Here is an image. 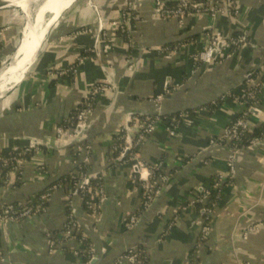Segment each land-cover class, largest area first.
<instances>
[{
	"label": "crops",
	"instance_id": "0c3cea01",
	"mask_svg": "<svg viewBox=\"0 0 264 264\" xmlns=\"http://www.w3.org/2000/svg\"><path fill=\"white\" fill-rule=\"evenodd\" d=\"M154 1L131 0L134 14L128 18L126 35L134 42L132 48L117 32H108L98 41L99 17L108 26L121 15L128 0H85L70 7L49 31L29 72L0 100L3 156L32 140L49 144L56 127L85 95L99 83L108 84L107 90L96 96L84 136L91 146L90 168L100 174L107 197L116 201L94 216L83 198L74 197L68 187L57 190L44 212L8 226L0 222V264H83L74 252L84 244L94 249L98 264L115 262L130 247L143 250L150 264H264V224L246 240L241 236L249 224L264 222V143L239 156L234 182L224 188L216 209L212 233L199 244L202 193L219 174L227 172L230 155L227 145L210 147L209 142L243 113L242 106L232 99L222 100V96L235 93L254 77L263 89L260 105L248 120L252 128L264 125V0H237L239 16H222L216 21L225 34L245 32L253 47L212 66H197L195 73L194 66H186L184 52L174 57L145 51L188 40L198 42L200 48L206 44L212 21L206 16L182 21L158 17ZM14 11L20 13L15 9L0 12V30H4L0 67L18 41L16 24L23 22L19 17L9 21ZM106 43L111 45L108 54L102 52ZM72 67L76 72L69 76L54 75ZM172 81L180 85L175 93L165 95L160 104L151 101ZM220 100L214 105L216 109L209 108ZM157 109L193 113L175 136L160 125L138 147L139 160L148 166L162 163L164 176L161 194L143 209V193L134 182L131 162H115L111 148L114 150V137L129 114L143 116L135 113ZM200 109L203 111L197 112ZM73 150L45 147L44 152L34 154L18 185L0 187V210L7 202L33 200L37 193L73 172ZM72 202L85 240L68 241L51 254L47 240L62 233ZM132 215L137 221L129 228Z\"/></svg>",
	"mask_w": 264,
	"mask_h": 264
},
{
	"label": "built area",
	"instance_id": "2783aa9c",
	"mask_svg": "<svg viewBox=\"0 0 264 264\" xmlns=\"http://www.w3.org/2000/svg\"><path fill=\"white\" fill-rule=\"evenodd\" d=\"M131 1V0H129ZM90 2V1H89ZM168 4H173L169 6ZM90 5L93 6L90 2ZM98 13V8L93 6ZM128 10L133 9V4L128 3L124 6ZM123 12L119 17L109 22V25L99 17V37L100 39L106 38L108 32L116 33L117 31L129 32L128 18L130 15ZM154 12L158 17L164 19H178L180 21L187 17H202L206 16L212 21L208 28L206 44L199 46L198 42L194 40H188L183 43H178L174 46H155L147 48L145 53H158L169 54L174 57H179L183 52L185 53L186 66H194V72L197 66H212L217 62H222L233 58L237 52H242L245 49L253 47V42L249 36L243 31H237L231 34H225L222 32L216 21L222 16H228L230 18H237L240 14L237 0H155ZM129 28V27H128ZM5 28V30H7ZM3 31L0 30V41L3 37ZM126 45L130 48L134 47L132 38L127 37ZM111 50V45L106 43L103 46L102 52L108 54ZM133 66L128 68L131 70ZM76 72L75 68L64 69L54 74L55 76H69ZM192 74V72L190 73ZM53 75V74H52ZM179 84L176 82H170L169 87L160 94L155 95L151 101L160 104L165 95H171L175 93ZM108 84L99 83L95 85L90 92H88L83 101L80 103L81 107L75 113V121H66V124L57 126L55 134L52 137V141L49 144H43L37 140H32L29 145L24 148H13L12 153L15 154L13 158H6V156H0V160L5 167L11 166L10 169L2 175L0 170V179H2V186L14 187L20 180L25 165L28 163V159L25 156L30 153L37 154L44 152L45 147L52 148H69L74 150V164L75 168L69 175L76 182L73 185H67L71 194L74 197L79 196L83 198L81 193L89 192L88 185L92 179H100L101 176L95 173L90 168V152L91 146L85 140V131L89 127L91 114L94 111V102L98 93L107 90ZM263 89V84L257 82L254 77H249L241 86V88L232 94L222 96V100L231 98L236 104L242 106L243 113L233 120L225 128L223 134L217 138H212L209 142L210 147H217L221 145L230 146V155L227 159V172L219 174L210 184L208 188L202 193L201 203H204L203 219L201 223V234L199 237V244L209 238L214 226V219L216 216V209L222 200V192L226 186L232 185L237 174L238 159L242 152L247 149L256 148L259 144L264 143V136L262 138L254 139L251 141L247 148L242 146V141L252 133V127L250 126L248 116L253 111H257L260 105V94ZM221 100V101H222ZM217 105V103L213 104ZM203 111L202 109L197 112ZM190 114L188 112H179L176 115L171 116H134L128 115L126 122L121 126L116 133L117 140H122L123 144L120 146V156L116 157L115 162L123 161L122 159L129 154V158L125 161L131 162L134 171V182L142 190V208L147 209L153 200L161 194V181L164 176L158 175L161 172L162 163L148 166L141 162L138 158V147L146 140V138L159 128L160 125H164L165 129L171 136L177 134V129L185 122H188ZM123 134V135H120ZM114 140V138H113ZM115 139V141L117 142ZM114 151H118L119 146L114 144ZM157 175V176H156ZM65 187L61 182H54L47 187L42 194L38 197V200L34 203L33 200L26 203H13L7 202L0 210V222L3 226H8L12 223L23 222L40 214L47 209V206H43V203H49L52 200L55 192ZM217 190L218 194L215 199L211 200V191ZM107 198V195L102 188L99 189L96 194L88 200L90 213L97 215L101 209V202ZM70 214L67 224L65 225L60 236H50L47 240L49 246V253H54L57 246H61L68 241L76 239V235L80 234V226L75 220V213L73 209V202L70 203ZM73 209V210H72ZM246 214L244 212L241 217ZM137 221L136 215L129 217L128 227L131 228ZM264 222H253L242 233V238L246 240L251 233L258 232L263 227ZM84 241V236H81L79 241ZM74 255L82 260L83 264H90V262L96 258L94 249L84 244L81 250H75ZM87 256L88 260L83 261ZM111 264H150L146 253L137 247L127 248L124 253ZM240 264H253L252 262L243 261Z\"/></svg>",
	"mask_w": 264,
	"mask_h": 264
},
{
	"label": "bare ground",
	"instance_id": "6f19581e",
	"mask_svg": "<svg viewBox=\"0 0 264 264\" xmlns=\"http://www.w3.org/2000/svg\"><path fill=\"white\" fill-rule=\"evenodd\" d=\"M8 2L14 4L13 7L15 8L23 9L26 17L17 50L11 58V62L0 71V97L25 77L28 70L37 61L34 62L32 59L35 57L38 47L40 46L39 49L41 50L55 22L77 0H8ZM32 6L38 8L35 15L31 13ZM44 35H46L45 38ZM8 84L11 86L6 89Z\"/></svg>",
	"mask_w": 264,
	"mask_h": 264
},
{
	"label": "trees",
	"instance_id": "16d2710c",
	"mask_svg": "<svg viewBox=\"0 0 264 264\" xmlns=\"http://www.w3.org/2000/svg\"><path fill=\"white\" fill-rule=\"evenodd\" d=\"M169 6H173V4H168ZM125 9V8H124ZM125 12L126 13H128L129 15L130 14H132V16L131 17H133V12H132V10H128L127 8L125 9ZM117 34L118 35H120V36H122V38H124V40H127V35H126V33L125 32H122V31H117ZM21 38V36H19V38L18 39H20ZM14 49H17V46H15V48ZM186 69V68H185ZM187 72H189V68L187 67ZM57 71L58 70H56V73H57ZM226 99H231V98H226ZM221 102V100L219 101V102H217V104L218 103H220ZM80 107H81V105L79 104L78 105V107L76 108V110L66 119V120H64L61 124H59L58 126H62V125H64V124H66V121L67 120H69V121H71V122H74L75 121V113L77 112V110L78 109H80ZM211 110L213 109H216V106H210L209 107ZM189 114H192L193 113V110H191V111H187ZM172 115H176V113H174V114H172ZM120 135H123V134H120ZM264 136V125H260V126H257V127H254L253 129H252V133L251 134H249V135H246V137L243 139V141H242V146L244 147V148H247L249 145H250V143H251V141L252 140H254V139H258V138H262ZM116 140H117V137H114ZM114 144H117L118 146H119V149H118V151H114V150H112V148H111V152L113 153L112 154V156H113V158L115 157H119L120 156V146L123 144V141L122 140H117V142L115 141V143ZM221 146H223V145H221ZM228 147H230V146H228ZM34 155V152L33 153H30L29 155H27V156H25V158L26 159H28V160H30L31 159V157ZM4 156H6V158H13L14 156H15V154H13L12 152H9V153H7L6 155H4ZM129 158V154L128 155H126L122 160L123 161H125V160H127ZM10 165L8 166V167H5L4 165H3V162L0 160V170L2 171V175L3 174H5L9 169H10ZM161 174V172H158V175H160ZM157 176V175H156ZM217 178V177H216ZM57 182H61L62 184H64L65 185V187H67V185H73L76 181L75 180H73L71 177H70V175H67V176H63V177H61L60 178V180H58ZM212 183L213 182H211V185H212ZM19 184V182H17V184L16 185H18ZM3 184H2V179H0V187L2 186ZM103 187V185H102V180H100V179H92L91 181H90V183H89V185H88V188L90 189V191L89 192H85V193H81L80 192V194L79 195H81V194H83V201H84V205H85V207H86V209L88 210V211H90V209H89V206L87 205V202H88V200H90L91 198H92V196L94 195V194H96V192H98L99 191V189L100 188H102ZM210 191H211V200H213V199H215V197L217 196V194H218V192H217V190H213L212 188H210ZM43 192V191H42ZM42 192H40V193H37L35 196L36 197H34L33 198V201L32 202H36L37 200H38V197L42 194ZM43 206H48V203L46 202V203H43L42 204ZM199 205V204H198ZM199 207V206H198ZM69 211H70V209H69ZM81 238V235L80 234H77L76 235V239L77 240H79ZM88 260V258H87V256H85L84 257V261H87Z\"/></svg>",
	"mask_w": 264,
	"mask_h": 264
},
{
	"label": "water",
	"instance_id": "95a60500",
	"mask_svg": "<svg viewBox=\"0 0 264 264\" xmlns=\"http://www.w3.org/2000/svg\"><path fill=\"white\" fill-rule=\"evenodd\" d=\"M13 6H14V4H11L10 2H8V0H0V10H5V9L11 8ZM20 12L23 15L22 11H20ZM45 36L46 35H44V38H45ZM39 47L37 49V52H35V57H33V59H32V61H34V62L37 60V58L40 55ZM135 114H141L143 116H155V115L171 116L172 115V113H165V112H162L160 109H157V110H155L153 112H150L149 110H141V111H137V113H135ZM113 204H116V201L113 198H108L107 197L101 202V210L105 211V210H107V207H109V206H111ZM98 263H99L98 257L94 258L90 262V264H98Z\"/></svg>",
	"mask_w": 264,
	"mask_h": 264
},
{
	"label": "rangeland",
	"instance_id": "374dc122",
	"mask_svg": "<svg viewBox=\"0 0 264 264\" xmlns=\"http://www.w3.org/2000/svg\"><path fill=\"white\" fill-rule=\"evenodd\" d=\"M83 2H85V0H77V2H75L74 4H73V6L75 5V4H81V3H83ZM95 2V1H94ZM96 3V2H95ZM128 3H131V1H129L128 0V2H127V4ZM97 4V3H96ZM98 5V4H97ZM73 6H71V7H73ZM94 8V7H93ZM11 10V9H15V10H17V11H22V13H23V15L21 14V12L20 13H18V12H15L14 11V13L15 14H13L14 16L12 17V20H9L10 22H12V21H14L15 19H18L17 17H19V19L20 20H23V22H22V24L21 23H17L16 25L19 27L18 28V38H19V36H22V30H23V27H24V24H25V14H24V12H23V9H21V8H15V7H11V8H7V9H5V10ZM37 10H38V8L36 7V6H32V8H31V13L33 14V15H35L36 13H37ZM1 11H4V10H0V12ZM67 11V10H66ZM65 11V12H66ZM17 15V16H16ZM49 17H50V15H49ZM48 18V17H47ZM8 27V26H7ZM6 27V28H7ZM8 29H9V27H8ZM20 41H21V38L20 39H18V41L17 42H15L14 43V45L15 46H17L18 47V45H19V43H20ZM43 46H44V44L42 45V48H43ZM14 48V47H13ZM41 48V49H42ZM16 50L17 49H14V50H12V52H11V54H10V56L9 57H6L5 58V63L4 64H2V66L0 67V71L2 70V69H5V67H6V65L9 63V62H11V58L14 56V54H15V52H16ZM7 59V60H6ZM29 72V71H28ZM11 86V84H8V85H6V89H7V87H10ZM5 97V94L4 95H2L1 97H0V100H2L3 98Z\"/></svg>",
	"mask_w": 264,
	"mask_h": 264
}]
</instances>
